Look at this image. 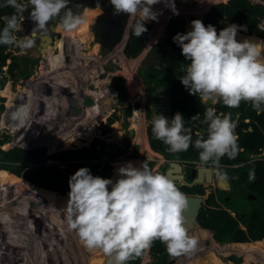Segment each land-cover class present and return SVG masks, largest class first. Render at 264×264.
Segmentation results:
<instances>
[{"label":"clouds","instance_id":"obj_1","mask_svg":"<svg viewBox=\"0 0 264 264\" xmlns=\"http://www.w3.org/2000/svg\"><path fill=\"white\" fill-rule=\"evenodd\" d=\"M109 2L115 14L127 13L137 18L132 34L139 37L147 31L145 23L157 19L151 6L161 0ZM165 2L173 14H178L173 0ZM67 4L68 0H0V8H13L19 15L30 9L29 19L36 30L46 29L49 21L59 17L63 30L74 32L86 23V18L67 9ZM17 14L0 16L3 22L0 45L21 50L31 48L32 39L18 36L22 25ZM238 30L246 31V26L229 24L217 33L213 25L205 26L195 19L190 22V30L176 33L172 40L184 59L190 61L185 65V74L179 77L180 83L189 95L199 96L205 104L223 103L236 108L242 101L250 102L260 114L264 112V40L237 41ZM33 112L34 109L29 110L27 106L21 107L12 114V119L23 124ZM191 119H199V115ZM30 120H33L32 115ZM184 120L179 112L170 120L153 114V137L167 145L172 153L187 151L190 145L194 147L200 162L195 163L194 168L209 166V162L217 165L224 156L234 159L238 155L237 124L231 113L217 115L213 107H207L203 115L206 138L201 135L195 141ZM81 131L84 133L85 127ZM117 174L113 181L93 176L89 168L81 167L68 178V199L60 211L67 229L84 247L109 256V264H128L157 240L165 245L170 257L189 253L197 247L198 237L190 235L184 227L182 213L187 205L186 196L168 176L153 172L145 160L138 166L127 162L117 169ZM249 180H255L254 169L249 172ZM205 200L203 198L202 206ZM15 245L16 242L12 244L14 250H19Z\"/></svg>","mask_w":264,"mask_h":264},{"label":"rangeland","instance_id":"obj_2","mask_svg":"<svg viewBox=\"0 0 264 264\" xmlns=\"http://www.w3.org/2000/svg\"><path fill=\"white\" fill-rule=\"evenodd\" d=\"M76 1L77 0H68L66 8L71 10L74 14H80L83 10H87L85 16L88 15L87 22L89 25V30L85 34L80 35V37L83 38L82 42L77 40L76 35L74 36L75 40H71L73 42L77 40L76 47L69 46L70 48H65L63 46L64 39H61V36L67 35L68 32H64L60 35L56 34V25L60 23L59 17L49 21L46 29L36 30L34 28V23L29 19L30 9L22 13L19 19L22 25V31L18 33V36L24 39H32L34 43L31 48L24 50L15 46H11V48H14V50H17V53L26 57H33L37 54V64L35 70L31 74L14 82L11 79V75L6 73L10 59H7L6 65L2 67V71H4L3 75H6L8 80L3 89L0 90V97L3 98V101H0V135L1 132L5 131L11 135L12 141L11 143L1 145V149L7 150L13 146H19L24 149L44 147L46 155L49 156L61 150L90 146V140L92 141L96 138H100L105 142L106 155L112 167L111 175L115 168L125 165L128 161H137L140 163L146 160L147 162H154L153 166H151L152 171H160L157 170V167H160L161 164L170 160H164V157L156 152L152 153L147 147L149 145L148 140L146 141L148 143L146 149H143L142 130L143 128L145 129V126L151 119L144 116L145 106L147 105L152 110V102L150 100L148 103L146 100L147 93H145L142 82H140L141 79L137 75V68L141 64V60L143 58L146 59L147 52H149L150 48L161 38H165L173 29H179L182 33L190 30V22L192 20L199 19L203 21V16L213 4L226 2L227 0H210V3L204 7L205 10L199 8L204 0H173L178 14H173L171 9L167 7L165 0H161L160 3L152 5V9L157 13V19L155 21H147V23L151 25L149 38L142 52L134 58H128L122 54L123 42H118L113 45L111 50L109 49L111 36L107 28L110 25L112 27L116 19L113 20V17L111 18L109 14L103 13V7L100 3L92 6L88 3L82 5ZM253 1L259 2L260 0ZM63 11L64 9L61 10V14ZM132 18L134 17H131V19ZM262 27H264V18ZM61 46L63 48H61ZM115 46H119V48L115 49ZM50 50L51 53L49 52ZM49 53L62 64L63 67L60 66L61 70L64 68L65 71L68 72V77H66V79H68L66 80L64 78L65 75L62 79L60 78L62 76H59L57 79L58 85L54 86H51L49 81L56 78L55 76L53 77L55 68L48 66V62L45 61L47 56H50ZM12 54H15V52ZM65 58L68 60L66 62L67 64L64 62ZM72 61H76L78 65L76 66ZM100 65L102 68H100ZM101 70H103V72L107 70L108 74L111 72V76L103 77L101 80L105 81L100 83L101 89H105L104 91L106 93V98L101 101V106L102 110L103 108L107 109V113L103 119L97 117L93 122L87 120L85 123H82L80 122L82 112L85 111V109L87 110L89 103L93 99L87 91L98 92L100 90V87L94 86V83L99 81L98 76ZM114 77L122 79L121 85H123L125 90V99L122 98L117 89L112 87L115 80L113 79ZM60 79L61 82L59 81ZM68 80L70 82H68ZM98 84L99 83H97V85ZM74 88H76V90ZM162 92L158 91L159 94L156 95L158 99H160L161 105L157 109L161 114L164 113L163 100H161L164 93ZM25 96L27 98L23 100ZM63 96L66 97V103L60 101V98ZM152 96L153 92L151 91L150 98H152ZM29 98L38 99L39 101H32L31 99L30 101ZM22 101L24 105L34 106L32 108L34 112L32 113L33 120H30L32 114H28L25 122L20 124L12 119V114L18 110L15 103L20 104ZM128 105L131 107V114L125 116L124 109L128 107ZM45 107H47V110ZM134 111L138 112V118L133 119ZM45 116L47 117L45 118ZM114 116H116V118H113ZM110 118H112V120L108 121ZM34 120L35 122H33ZM105 123L107 124V130L103 133L100 129V125H104ZM134 124L138 127H135ZM84 127L87 133L90 134L93 132L89 140L87 135L83 134V131H81ZM67 133L69 135H67ZM143 135H146L145 130ZM75 136H82L78 139L81 144L69 143L70 147L67 148L60 145L63 138L68 137L69 139ZM52 141L57 142V145L51 151L50 146L53 144ZM71 141L72 139L69 142ZM116 151H119V154L113 156ZM46 163L55 164L52 160H47ZM93 163H96V161L93 160ZM254 163L255 160H251L248 165L251 166ZM214 168L223 172L222 169H218L215 166ZM18 177L24 179L22 176ZM111 178L112 176L109 177V179ZM116 179L117 176L112 178L113 181ZM196 187L198 190L203 189L204 194L202 197L204 199H207V196H214L217 201L216 205H221L222 207L220 208L228 207L227 196H224V193L221 191L214 193V184L206 187L203 185ZM178 189L182 193L189 192L185 191L183 187ZM6 191L7 193L9 191L11 194H4ZM31 191L33 190L27 185H24L19 179L13 183L0 182V264H93L92 260L99 258L100 254L102 255L101 251H90L84 247L79 240L77 241V239L74 238L75 235L73 232L66 229L67 226L64 221L60 226V230H62L63 234L61 233L60 236V234L53 233V221L58 220V218L55 219L57 216L53 215L55 210H51L52 207H47L46 203L43 205L40 201L41 199L37 200ZM249 195L250 194H248L247 197H249ZM237 196L235 195V197L231 198L233 203L236 204L238 200H240L242 205H246L247 202H243L240 197ZM15 201L19 204L17 209H14ZM64 206L65 205H63V207ZM204 206L205 203L202 209ZM63 207L56 210H60ZM43 209L52 212H44L43 216L45 219L47 218V220L45 221L43 219L44 222H42V224L40 223L41 227L44 228L40 229V231H45V234L38 232L37 238L39 240L37 239V242L34 240L36 234L33 236L31 231L25 232L22 230V234H19L15 230L17 229L19 231L24 221L32 215L34 217L40 215ZM13 211L15 214H18L10 215ZM229 211L232 210L229 209ZM9 215L16 223L7 219ZM12 224H15V229L9 226ZM198 232L200 236L205 235L204 231L201 233L200 231ZM208 237H210V235H208ZM40 239H45L44 244L40 242ZM206 240H208V238H200V243H198V245L201 246V244L204 243L203 246H207L208 242H206ZM15 242L17 243V245H15L16 248L19 249L17 251L14 250V246L12 247V244ZM48 243H55L54 247L56 248L52 250L50 247H42L48 245ZM198 245L196 248L199 247ZM59 246L62 248L65 247L64 251L70 256L69 258H62V254L65 252L62 248H59ZM206 249H210L211 251L207 252ZM199 250L200 251L195 255H193V252H189L187 254L185 253L186 255L181 254L177 256L172 261V264H215L214 259L223 264H249L243 257L233 252L222 254L221 251L219 253L218 245L214 243H210L208 247ZM66 253L64 256H67ZM230 256H235L236 259L239 260V263H234L230 260ZM155 260L156 257L151 255L149 248L146 249V254L145 251L143 252L140 264H153Z\"/></svg>","mask_w":264,"mask_h":264},{"label":"trees","instance_id":"obj_3","mask_svg":"<svg viewBox=\"0 0 264 264\" xmlns=\"http://www.w3.org/2000/svg\"><path fill=\"white\" fill-rule=\"evenodd\" d=\"M209 1L210 0H204L199 8L204 9V7L210 3ZM260 1L261 3H264V0ZM86 13L87 10H83L81 13V15L86 18L85 24L80 26L76 31L68 32L67 35L61 36V39H64L63 46L65 48H68L69 46L76 47L77 40L82 42L83 38L80 37V35L85 34L89 30V25L87 22L88 15L85 16ZM5 14L12 15L17 13L15 9L10 7L0 8V16ZM17 15L19 22L21 15ZM263 16L264 7L260 4H252L249 0H227L226 2L213 4L203 16L202 22L205 26L213 25L216 28L217 33L229 24L244 25L246 26V31L238 30L236 36L237 41H241L245 38L263 40L264 30H261L258 27ZM136 19L137 18H133L129 28V45L125 52V56L128 58H134L142 52L143 47L149 38V32L151 29V25L146 22L145 27L147 31L141 36L135 37L132 34V26L135 25ZM0 27H3L2 21H0ZM56 27L57 35L66 32L63 30L60 23H58ZM178 32L182 33L179 29H173L171 33L165 38H161L156 44H154L150 48L149 52H147L146 59L143 58L141 60V64L137 68V74L142 80L145 93H147L146 100L148 103L151 100L150 93L152 91V84L169 85L170 112L168 119L170 120L177 112L181 113L185 119V127L190 130L193 141H195V139L199 138L201 135L206 138L207 125L203 123V115L207 107H213L216 110L217 115L222 113H231L232 120L237 124V127L235 128V134L238 137L237 143L239 145V153L234 159H229L227 156H224L219 160L217 165H214L216 168L222 169L224 171V174L230 183V193L227 195L224 194L228 197V207L220 208L222 206L216 205L217 201L215 197L209 196L205 200V206L203 209H200L198 220L202 226L213 231V237L210 235V242L218 245L219 253L221 251L222 254L233 252L238 256L243 257L246 261H248L247 263L251 262L255 264H264V112L257 114V112L252 108L250 102L242 101L239 107L229 108L223 105V103H217L215 105H212L211 103L205 104L201 101L199 96L189 95L188 91L180 83L179 77L185 74V65L190 63V61L184 59V57L181 55L179 46L176 45L172 40V37ZM239 32L244 34L241 35ZM75 35L77 40L76 42H73L71 40H75ZM119 46L116 48H119ZM61 48L63 47L61 46ZM11 50L15 52V54H12L13 52ZM49 52L51 53V50ZM50 53V56H47L45 61L48 62V66L55 68L53 77L55 76L56 78L49 81L51 86H54L58 85L57 79L59 76H62L60 77L62 79L65 75L64 78L66 79V77H68V72L65 71L64 68L61 70L60 66L63 67L62 64L54 59L55 57L53 58V55ZM35 55L37 56V54ZM36 56L26 57L20 53H17V50H14V48H11V46L0 45V89L4 87L8 80V77L3 75L4 71H2V67L6 65L7 59H10V62L7 65L6 73L11 75V79L14 82L18 79L25 78L27 75L33 72L37 64ZM67 61L68 60L65 58L64 62L66 63ZM74 64L76 66L78 65L76 61ZM61 79L59 80L60 82ZM113 79L115 80L112 84V87L117 89L118 93L123 99H125V90L123 85H121L122 79L117 77H114ZM100 80L101 79L94 83V86L100 87L98 92L87 91V93L93 95L95 104L92 107H87V110L85 109V111L82 112V123H85L87 120H91L93 122L97 117L103 119L107 113V109L103 108L102 110L101 106V101L105 97L106 93L104 91L105 89H101L100 83L102 81L104 82L105 80ZM68 82L70 81L68 80ZM97 83L99 84L97 85ZM26 98L27 97L25 96L23 100ZM30 99L31 98H29V100ZM60 99L62 103H66L65 96ZM31 100L33 101L36 99ZM0 101H3L2 97H0ZM36 101L39 100L37 99ZM15 105L18 107V109L27 106L26 104L24 105L23 101L20 102V104L15 103ZM27 107L28 109H32L34 106L29 105ZM45 108L47 110V107ZM124 113L125 116H129L131 114L130 105L124 109ZM196 114L199 115V119H191V117ZM138 117V112L134 111L133 119ZM145 117H151V109L147 105L145 106ZM113 118H116V116ZM111 120L112 118L108 119V121ZM151 127L152 121L149 120L145 128L147 136L145 135L146 138L143 136L145 149L146 145L149 143L147 147L152 153L156 152L161 154L167 160H176L180 163L190 166H194L195 163L199 162L198 151L191 145L189 149L184 152H169L167 150V145L153 137ZM100 129L103 133H105L107 130V124L105 123L104 125H100ZM92 134L93 132L90 134H85L87 135L88 140ZM67 135L69 134L67 133ZM68 137L63 138L60 145L67 148L70 147L69 143L81 144L78 141V138L81 136H75L74 138L69 139ZM71 139L72 141L69 142ZM11 140L12 138L9 133H6L5 131L1 132L0 182L13 183L19 179L24 185L30 187L31 190H33L31 193L34 194L37 200L41 199L40 201L43 205L46 203L47 207H52L51 210H55L53 215L57 216L55 219L58 218V220L53 221L52 230L53 233L61 234L62 230H60V226L64 221L63 213L56 209L63 207V205H65L67 202V194L69 191L68 178L81 167L89 168L90 172L95 171L100 164L102 156L106 153L105 142L100 138H96L92 140L90 146H84L77 149L61 150L47 156L44 147H32L24 149L19 146H13L7 150L1 149V145L10 142ZM147 140L148 143L146 142ZM52 142L53 144L50 146L51 151L57 145V142ZM118 154L119 151H116L113 156H117ZM47 160H52L55 162V164H48L46 163ZM93 160H97L96 163H93ZM251 160H255V163L249 166L248 163ZM153 163L154 162H148L150 168L153 166ZM207 165L213 164L209 162ZM117 169L118 168H115L113 171L112 177L117 174ZM252 169L255 170L254 181L249 180V172ZM111 171L112 167L110 163L107 162L101 171L96 170V172L92 175L99 176L101 178H109L111 176ZM18 176H22L25 180ZM6 193L7 191L4 194ZM197 193L203 194V189H197ZM7 194L10 195L11 193L8 191ZM248 194L252 196L247 197ZM235 195H238L237 197H240L243 202H247L246 205H242L240 200L234 204L231 198L235 197ZM18 206L19 204L15 201L14 209H17ZM229 209L232 211H229ZM44 212L51 213L52 211L50 212V210L43 209L40 215H36L35 217L33 215L30 216L21 225V228L17 226L20 228L19 231L15 229V224L9 226L12 229H15L19 234H22V230L25 232L31 231L33 236L36 234L34 239L36 241L38 239V232L45 234V231H40V229L43 228L41 227L40 223L42 224L44 220H47V218L45 219L43 216ZM12 214L17 215L18 213L15 214L13 211V213L11 212L10 215ZM10 215L7 217V219H10V221L12 220L13 223H16V221H14ZM74 238H76L78 241L76 235ZM44 241L45 239H40L42 244H44ZM49 246L51 248H56L54 247L53 243L49 244ZM150 251L151 255L156 257V260L153 262V264H172V262H168L166 260V255L168 253L166 252L163 243H161L159 240L153 242L152 246L150 247ZM142 255L130 260L128 264H139ZM229 259L234 263H239V260H237L235 256H230Z\"/></svg>","mask_w":264,"mask_h":264},{"label":"water","instance_id":"obj_4","mask_svg":"<svg viewBox=\"0 0 264 264\" xmlns=\"http://www.w3.org/2000/svg\"><path fill=\"white\" fill-rule=\"evenodd\" d=\"M252 4H260V2H255L253 0H249ZM79 4H84L88 3L90 5H96L97 3H100L103 7V13L109 14L111 18L113 17V20L116 19V22L113 23V26L111 25L107 28L108 32L110 33L111 39H110V47L109 49L113 47L118 42H123V48H122V54L124 55L126 52V49L129 45L128 42V35H129V28L131 26L132 20L131 17L128 16L127 13H119L115 14L112 5H109L110 2L109 0H77ZM263 6V5H262ZM259 29L264 30V27L259 24ZM111 31V32H110ZM240 33V32H239ZM243 35L244 33H240ZM256 36V35H254ZM258 37V36H257ZM264 40V39H263ZM116 47V46H115ZM105 72H101L99 74V77L102 78L105 76ZM159 92L163 91L164 96L161 100H163V105H164V113L161 114L158 112V109L161 105L160 99L156 95H158ZM152 101H153V108L154 110L152 111V117L150 121L153 119V114H161L165 118H169V112H170V86L169 85H157V84H152ZM155 94V95H154ZM108 161L107 156L104 157V159L100 162L99 166L97 167V171H101L102 168L106 165ZM170 164L177 169V171H180L179 167V162L176 161H170ZM95 171L90 172L91 174H94ZM172 170L169 169L167 170L166 176H168L169 179L174 177L170 172ZM192 176H194L192 184H211L213 182V177H212V168L209 166H198L194 168L193 171H191ZM214 176L216 178V187L219 190H223L226 193H229L230 191V184L228 180L220 174L218 170L215 171ZM176 177L182 178V175H177ZM186 200H187V205L185 210L183 211L182 215L184 217V227L188 230L190 235H194L198 237V240L200 243V238L201 239H206L208 238V235H211L213 237V231L208 228H204L203 226L200 225L198 221V214L199 211L202 207V202H203V197L201 195H185ZM252 195H249L251 197ZM205 231L206 236H200L198 231ZM165 246V245H164ZM177 257V256H176ZM176 257H170L168 256L167 260L168 262L174 260ZM110 257L102 253V261L98 264H109Z\"/></svg>","mask_w":264,"mask_h":264},{"label":"flooded vegetation","instance_id":"obj_5","mask_svg":"<svg viewBox=\"0 0 264 264\" xmlns=\"http://www.w3.org/2000/svg\"><path fill=\"white\" fill-rule=\"evenodd\" d=\"M56 29H57V27H56ZM159 85H161V84H159ZM143 131H144V129H143ZM142 131V132H143ZM169 160V159H168ZM146 161V160H145ZM170 161H172V160H170ZM170 161H168V162H165V163H163V164H161V166L159 167H157L158 169L157 170H160V171H155V172H159V173H162V174H167V170H169V169H171L172 171L170 172L172 175H174V177H172L171 178V180L176 184V186H177V188H181V187H183V189L185 190V191H189L188 193H184L185 195H195L196 193H197V185L196 184H192V182H193V179H194V176H192V174H191V171H193L194 170V167L193 166H190V165H184V164H181V163H179L178 165H179V167H180V171H177V169L175 168V167H173L171 164H170ZM173 161H176V160H173ZM177 162V161H176ZM164 165H166V166H164ZM209 167H211L212 168V177H213V182L212 183H214V185L216 184V178H215V176H214V173H215V171L217 170V169H215L214 168V165H209ZM219 172H220V174H222L225 178H226V176H225V174H224V171L222 172L221 170H218ZM179 176V175H182V178H179V177H176V176ZM227 179V178H226ZM228 180V179H227ZM229 182V181H228ZM212 185V184H211ZM204 187H206V186H208V185H203ZM187 187V188H186ZM214 188V193H217V191H221V192H223L224 194H229V193H226V192H224L223 190H219L218 188H216V185H215V187H213ZM195 190V191H194ZM230 191H231V186H230ZM229 191V192H230ZM217 195V194H216ZM218 196V195H217ZM225 196V195H224ZM228 198V197H227ZM200 212V211H199ZM198 216H199V214H198ZM199 221V220H198ZM200 223V222H199ZM200 225H201V223H200ZM202 226V225H201ZM204 227V226H203ZM205 228V227H204ZM207 228V227H206ZM212 237V236H211ZM214 239V238H213ZM209 240V241H208ZM208 240H206V242H208V244H207V246H203V244L204 243H202L201 244V246H199L198 248H196V251L194 252V250L193 251H191V252H193V255L194 254H196L197 252H199L200 250L199 249H204L205 247H208V245H210V237H208ZM212 244V243H211ZM164 245V244H163ZM165 247V246H164ZM53 250V249H52ZM102 253V252H101ZM187 254V253H186ZM185 254V255H186ZM168 254L166 255V260H167V258H168ZM102 255L100 254V256H99V258H95V260L93 259L92 260V263L93 264H98V263H100L101 261H102ZM186 257V256H185ZM57 258H58V256H57ZM62 261V260H61ZM168 261V260H167ZM173 261V260H172ZM172 261H170V262H172Z\"/></svg>","mask_w":264,"mask_h":264},{"label":"crops","instance_id":"obj_6","mask_svg":"<svg viewBox=\"0 0 264 264\" xmlns=\"http://www.w3.org/2000/svg\"><path fill=\"white\" fill-rule=\"evenodd\" d=\"M100 68H102L101 65H100ZM82 69H84V68H82ZM101 72H103V70H101L100 73H101ZM105 73H106L105 76H108V77L111 76V72L108 74V72H107V70H106ZM137 75H138V74H137ZM105 76H104V77H105ZM138 77H139V75H138ZM98 78H99V79H102L103 77L100 78V77L98 76ZM139 78H140V77H139ZM140 79H141V78H140ZM137 80H138V79H137ZM140 82H142V80H141ZM142 85H143V83H142ZM74 89L76 90V88H74ZM143 89H144V85H143ZM85 91H86V90H85ZM85 91H84V92H85ZM81 92H82V91H81ZM79 93H80V92H79ZM151 102H152V110H151V114H152V111L154 110V108H153V101H152V98H151ZM144 116H145V113H144ZM151 117H152V115H151ZM151 117H150V118H151ZM45 118H46V116H45ZM145 128H146V126H145ZM144 130H145V129H144ZM143 133H144V131H143ZM143 133H142V136H144ZM83 134H87V131H85ZM81 137H82V136H81ZM81 137H80V138H81ZM80 138H78V139H80ZM90 142H92V141L90 140ZM6 144H7V143H6ZM142 145H143V149H145V144H144V142H143ZM105 152H106V150H105ZM105 156H107L106 153L102 156L101 161L104 159ZM107 158H108V157H107ZM108 160H109V159H108ZM95 161H97V160H95ZM101 161H100V162H101ZM128 162H132V163H133L134 165H136V166L139 165V163H138L137 161H136V162H135V161H128ZM155 169H156V167H155ZM117 175H118V174H115L114 176H117ZM111 176H112V175H111ZM112 178H113V177H112ZM112 178H111V179H112ZM145 254H146V250H145ZM194 255H195V254H194ZM190 257H191V256H190ZM188 258H189V257H188ZM141 259H142V258H141ZM185 259H186V258H185ZM140 262H141V261H140ZM139 264H140V263H139Z\"/></svg>","mask_w":264,"mask_h":264},{"label":"bare ground","instance_id":"obj_7","mask_svg":"<svg viewBox=\"0 0 264 264\" xmlns=\"http://www.w3.org/2000/svg\"><path fill=\"white\" fill-rule=\"evenodd\" d=\"M99 10H100V9H99ZM55 32H56V29H55ZM116 47H117V46H116ZM116 47H115V48H116ZM161 92H162V91H161ZM160 95H161V94H160ZM91 96L93 97V95H91ZM104 98H106V97H104ZM104 98H103V99H104ZM103 99H102V100H103ZM94 104H95V99H92V101L89 103L88 107H92V106H94ZM134 125H135V124H134ZM135 127H138V126H135ZM142 127H143V126H142ZM143 129H144V128H143ZM113 177H114V176H113ZM114 181H115V180H114ZM201 232H203V231L200 230V233H201ZM204 232H205V231H204ZM204 234L206 235V232H205ZM205 235H204V236H205ZM49 236H50V235H49ZM60 236H61V234H60ZM61 239H62V238H61ZM59 243H60V242H59ZM54 244H55V243H54ZM63 244H64V243H63ZM56 245H57V244H56ZM59 245H60V244H59ZM61 245H62V244H61ZM67 245H68V244H67ZM42 247H50V246H49V244H48V245H44V246H42ZM57 247H58V246H57ZM66 247H67V246H66ZM50 248H51V247H50ZM59 248H62V247L59 246ZM64 248H65V247L62 248L63 251H64ZM69 248H70V247H69ZM69 248H67V249H69ZM51 249H54V248H51ZM62 249H61V250H62ZM69 250H70V249H69ZM73 250H74V249H73ZM195 251H196V248L194 249V252H195ZM206 251L208 252V251H211V250H210V249H206ZM64 252H65V251H64ZM65 253H66V252H65ZM65 253L62 254V258H63V257H64L65 259H66V258H69L70 256H68L67 253H66L67 256H64ZM59 255H60V254H59ZM69 255H70V254H69ZM72 255H73V254H72ZM64 258H63V259H64ZM63 259H62V260H63ZM246 262H248V261H246ZM214 263H215V264H223V263L219 262V261L216 260V259H214ZM249 263H251V262H249ZM251 264H252V263H251ZM253 264H255V263H253Z\"/></svg>","mask_w":264,"mask_h":264},{"label":"built area","instance_id":"obj_8","mask_svg":"<svg viewBox=\"0 0 264 264\" xmlns=\"http://www.w3.org/2000/svg\"><path fill=\"white\" fill-rule=\"evenodd\" d=\"M259 2L261 3V1H259ZM261 4L264 5L263 3H261ZM263 18H264V16H263ZM263 18H262L260 25H262V23H263ZM164 160H167V159L164 158Z\"/></svg>","mask_w":264,"mask_h":264}]
</instances>
